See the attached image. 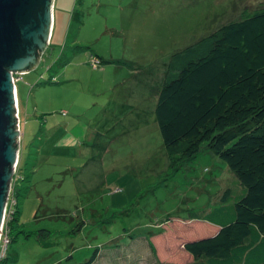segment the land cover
Masks as SVG:
<instances>
[{"label":"rangeland","instance_id":"obj_1","mask_svg":"<svg viewBox=\"0 0 264 264\" xmlns=\"http://www.w3.org/2000/svg\"><path fill=\"white\" fill-rule=\"evenodd\" d=\"M263 2L54 0L47 49L15 81L21 138L3 227L14 202L23 228L0 264H81L95 251L92 264H188L192 218L242 192L205 148L170 169L157 95L173 54Z\"/></svg>","mask_w":264,"mask_h":264},{"label":"trees","instance_id":"obj_2","mask_svg":"<svg viewBox=\"0 0 264 264\" xmlns=\"http://www.w3.org/2000/svg\"><path fill=\"white\" fill-rule=\"evenodd\" d=\"M154 116L171 170L205 148L242 192L224 190L192 218L218 230L183 244L188 264H264V2L172 55ZM19 217L15 203L10 242L12 228H23Z\"/></svg>","mask_w":264,"mask_h":264},{"label":"water","instance_id":"obj_3","mask_svg":"<svg viewBox=\"0 0 264 264\" xmlns=\"http://www.w3.org/2000/svg\"><path fill=\"white\" fill-rule=\"evenodd\" d=\"M54 0H0V229L18 161L13 77L33 69L47 49Z\"/></svg>","mask_w":264,"mask_h":264},{"label":"built area","instance_id":"obj_4","mask_svg":"<svg viewBox=\"0 0 264 264\" xmlns=\"http://www.w3.org/2000/svg\"><path fill=\"white\" fill-rule=\"evenodd\" d=\"M95 64L93 66H95ZM15 76H19V77H15ZM15 76L13 77L14 84H15V81L21 79V77H20L21 75H15ZM15 119H16V129H17V131L19 133V136H18V143H19V140L21 138V119H20L19 105H18L17 97H16V87H15ZM18 153H19V150H18ZM17 163H18V161H17ZM17 163H16V165L14 167L13 174L15 173V169H16ZM9 192H10V188H9ZM9 192H8V195H7V201H8ZM7 201H6L5 209H4V216H3L2 226H1V229H0V251H1L0 252V263H2L4 261L5 255H6V252H7V249H8L7 247H8V244L10 243V240L8 239V232H7L6 229L4 230V227H3V225H4V217L6 218L5 213H6ZM14 205H15V203L12 202L10 208L13 207ZM10 212H11V215H12L13 210H11ZM11 215H9V218L11 217Z\"/></svg>","mask_w":264,"mask_h":264},{"label":"crops","instance_id":"obj_5","mask_svg":"<svg viewBox=\"0 0 264 264\" xmlns=\"http://www.w3.org/2000/svg\"><path fill=\"white\" fill-rule=\"evenodd\" d=\"M55 4L53 3V6ZM201 226L198 227V230L196 229L195 231H193L192 229H190L191 231H193V235L190 237L191 239L194 238V240L196 239H200V238H204V237H209L213 234H215L217 232V228L213 225L208 224L207 222H203V221H197ZM203 233V234H202ZM189 238V239H190ZM196 238V239H195ZM189 241H193V240H189ZM188 242V241H186Z\"/></svg>","mask_w":264,"mask_h":264},{"label":"flooded vegetation","instance_id":"obj_6","mask_svg":"<svg viewBox=\"0 0 264 264\" xmlns=\"http://www.w3.org/2000/svg\"><path fill=\"white\" fill-rule=\"evenodd\" d=\"M46 51V50H45ZM45 53V52H44Z\"/></svg>","mask_w":264,"mask_h":264}]
</instances>
